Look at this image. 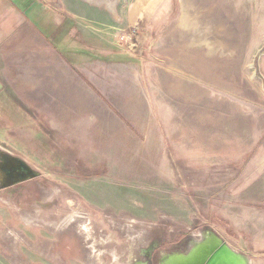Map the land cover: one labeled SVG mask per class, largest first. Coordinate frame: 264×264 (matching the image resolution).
Returning <instances> with one entry per match:
<instances>
[{
  "label": "rangeland",
  "instance_id": "obj_1",
  "mask_svg": "<svg viewBox=\"0 0 264 264\" xmlns=\"http://www.w3.org/2000/svg\"><path fill=\"white\" fill-rule=\"evenodd\" d=\"M78 1L68 90L0 117V264H264V0Z\"/></svg>",
  "mask_w": 264,
  "mask_h": 264
},
{
  "label": "crops",
  "instance_id": "obj_2",
  "mask_svg": "<svg viewBox=\"0 0 264 264\" xmlns=\"http://www.w3.org/2000/svg\"><path fill=\"white\" fill-rule=\"evenodd\" d=\"M53 1L0 0V117L3 113L10 119L20 118L22 112H27V99L35 102L30 106H44L47 92L51 98L50 105H57L58 91L68 90L63 85L67 82L64 66L72 67L69 59L72 51L83 53L86 31L80 17L75 18L59 10L74 4L77 9L79 6L83 8V3L78 0L71 1L72 4L68 0ZM56 2L60 6L57 3L54 8ZM75 31L80 37L77 43L73 41V46L71 42L65 43V37L70 38ZM56 44L59 47L64 45V60L61 57V62L65 65L58 66L56 62ZM67 45L71 47L66 48Z\"/></svg>",
  "mask_w": 264,
  "mask_h": 264
},
{
  "label": "bare ground",
  "instance_id": "obj_3",
  "mask_svg": "<svg viewBox=\"0 0 264 264\" xmlns=\"http://www.w3.org/2000/svg\"><path fill=\"white\" fill-rule=\"evenodd\" d=\"M184 9L185 6H183V11H185ZM203 238L187 253L169 254L163 264H248L242 256L231 251L226 245L221 244V240L212 233L205 235Z\"/></svg>",
  "mask_w": 264,
  "mask_h": 264
}]
</instances>
